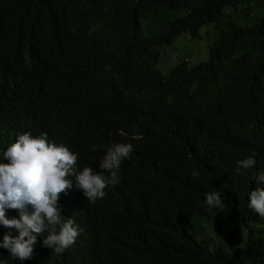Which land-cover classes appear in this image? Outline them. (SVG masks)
<instances>
[{"label":"trees","instance_id":"obj_1","mask_svg":"<svg viewBox=\"0 0 264 264\" xmlns=\"http://www.w3.org/2000/svg\"><path fill=\"white\" fill-rule=\"evenodd\" d=\"M184 34L207 35L208 58L157 69L160 49ZM260 101L264 0H0L3 145L47 132L94 171L109 146H134L120 184L91 205L129 226L117 264H264L262 230L244 236L247 223L223 193L211 217L205 193L224 189L198 171L225 146L208 133L226 124L264 147V118L248 117ZM206 168L235 175L229 157Z\"/></svg>","mask_w":264,"mask_h":264},{"label":"clouds","instance_id":"obj_2","mask_svg":"<svg viewBox=\"0 0 264 264\" xmlns=\"http://www.w3.org/2000/svg\"><path fill=\"white\" fill-rule=\"evenodd\" d=\"M248 117L264 118V101L253 104ZM238 133L233 124L210 131L208 136H219L225 146L219 155L203 157L198 171L224 189L205 193L208 214L222 212L224 195L231 197L247 223L243 235L250 238L254 226L264 234V147L248 145ZM133 151L131 143L109 146L99 158L100 171H94L81 168L78 153L47 132L26 130L6 146L0 139V264L120 263L119 248L129 226L91 205L107 195V188L120 184L121 164ZM223 157H229L235 175L206 168ZM126 215L131 224L141 221Z\"/></svg>","mask_w":264,"mask_h":264},{"label":"rangeland","instance_id":"obj_3","mask_svg":"<svg viewBox=\"0 0 264 264\" xmlns=\"http://www.w3.org/2000/svg\"><path fill=\"white\" fill-rule=\"evenodd\" d=\"M211 29L204 27L200 33L206 34ZM209 37L206 35L202 40L195 39L188 34L182 35L172 47L160 49L161 59L157 68L162 72H169L181 59L188 57L191 65H197L208 58ZM204 53V51H206Z\"/></svg>","mask_w":264,"mask_h":264}]
</instances>
